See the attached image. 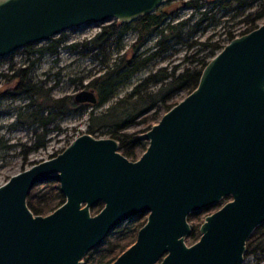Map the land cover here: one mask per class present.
<instances>
[{"label":"water","instance_id":"1","mask_svg":"<svg viewBox=\"0 0 264 264\" xmlns=\"http://www.w3.org/2000/svg\"><path fill=\"white\" fill-rule=\"evenodd\" d=\"M169 0H0V57L87 23L131 21ZM75 102L97 101L93 89ZM136 160L111 137L82 133L0 186V264H84L120 225L147 216L111 264H243L264 223V22L230 39L197 85L139 135ZM55 182L64 202L34 215L27 197ZM207 215L188 246L191 214ZM103 208L94 216L90 209Z\"/></svg>","mask_w":264,"mask_h":264},{"label":"trees","instance_id":"2","mask_svg":"<svg viewBox=\"0 0 264 264\" xmlns=\"http://www.w3.org/2000/svg\"><path fill=\"white\" fill-rule=\"evenodd\" d=\"M207 1L221 3L220 8L225 9L224 13H229L230 18L245 15L240 22L244 21L247 26L239 34L257 27L258 23L256 22L264 17V2L261 0H205V2ZM203 5V0L183 2L184 7L191 8L193 11L187 18L177 21H174L173 18L169 19L176 14L169 12L165 6L158 7L153 13L143 15L130 23H118L113 20L111 23L104 24L100 32L83 43L84 46L90 43L91 49H96L99 54L105 55V59H101L102 74L94 77L89 83L96 93L97 101L93 104L96 107L102 106L114 97L117 86L129 79L132 74L157 59L170 57L168 52L176 51L177 46H184L186 50H189L198 45L197 51L192 55V65H184L178 72L179 65L173 66L170 70L167 66H160L142 78L130 92L118 97L104 111L96 114L91 111L87 133L99 137L101 134L98 131L106 128L103 134L119 141V151L131 160L136 159L138 148L144 146L142 140L138 139V133L148 130L152 124L157 122L161 115L175 104L173 99L180 92L189 93L197 85L200 73L207 61L224 46L220 44L219 39L209 42V40H198V37L193 38L199 30L203 31L208 26L220 21V18L215 17L216 12L203 9ZM252 8L255 9L250 11ZM247 10L248 12L245 14ZM195 15L197 18L192 22ZM230 27H234V24ZM128 31H133L136 34V39L131 44L133 54L129 57L124 52L113 59L110 58L109 53L106 52V45L112 37L119 41ZM231 32V29L226 31L229 39L234 37ZM153 34L158 35L153 46L154 49H146L143 56L134 54ZM207 38L211 40V36ZM60 40L61 38L51 39L46 45L36 48L30 44L25 46L24 50L28 54L38 53L40 55L45 52L55 54ZM186 55L187 53L183 60L188 59ZM12 66L10 65V70L14 69ZM29 73L28 67H18L8 78L9 80L16 79L15 86L18 89L13 94H23L29 100L25 107L29 108L33 105L35 108L28 112L20 111L17 121L20 125L35 126L32 130L33 135L45 138L51 130L49 125L56 122L60 116L73 110H82L85 106L75 102L72 95L52 97L49 94L50 89H43L39 83L32 82ZM35 104L37 105L34 106ZM44 111L46 115H43ZM137 125L136 130L128 131V128ZM43 145L44 142L38 141L35 147ZM63 202L64 197L58 185L39 190L33 188L27 197L29 210L34 215L41 216L53 212ZM263 230L264 223L247 240L248 254L253 255L264 250V245L255 243ZM135 236L134 232L128 247L134 242ZM195 236L196 233L193 230L189 238L195 242ZM105 245L109 248L107 251H103ZM105 245L90 252L85 259V264L86 262L87 264H110L127 249V246L123 248L120 244L114 243L112 237L106 240ZM117 247L120 248V253L112 260L109 259L110 253Z\"/></svg>","mask_w":264,"mask_h":264},{"label":"rangeland","instance_id":"3","mask_svg":"<svg viewBox=\"0 0 264 264\" xmlns=\"http://www.w3.org/2000/svg\"><path fill=\"white\" fill-rule=\"evenodd\" d=\"M187 0H169L161 6H165L169 12H174L176 15L173 18L174 21L187 18L192 13V9L183 6V2ZM264 2V0H261ZM203 9H209L210 12H216L215 17L220 18V21L208 26L203 31L199 30L197 35L198 40L202 41H214L219 39L220 44L225 45L230 39L226 33L229 29L232 30V34L235 36L247 26L245 22H240L244 19L245 15H240L230 18L229 13H224L225 9L220 8V4L216 2H210L203 0ZM160 6V7H161ZM252 8L250 11H253ZM248 12L245 11V14ZM197 18L194 16L193 21ZM113 19L105 23H87L77 27L66 29L60 34L52 37V39L61 38L60 44L55 54L45 52L43 54L31 53L28 54L23 48H20L13 53L0 57V186L7 182V180L14 174L29 168L33 164L48 159L59 153L65 148L68 143L76 136L86 133L89 123L90 112L95 114L104 111L111 103H113L118 97L130 92L132 88L148 73L154 72L158 67L167 66L170 70L173 66L179 65L177 72L184 65H192V55L197 51L198 45L189 50H186L184 46H177L178 49L173 52H168L170 57L166 59H157L151 62L146 67L142 68L138 72L132 74L129 79L119 84L115 90L114 97L110 98L102 106H94L91 103L82 104V110H73L65 115L60 116L56 122L49 125L51 129L46 137H35L32 130L35 126H28L26 124L20 125L17 121L18 113L28 112L35 109L32 106L25 107L29 100L23 94H11L17 92L16 79L9 80V76L14 72L15 68H29V75L32 77V82L39 83L43 89H50V95L52 97H62L66 95H74L76 92L82 89H93L89 86L90 81L102 74L103 64L101 59H105V55L99 54L96 49H91V44L87 43L84 46L83 43L89 41L98 32L101 31L104 24L111 23ZM264 22V17L258 20L256 23L261 24ZM234 24V27H230ZM211 36V40L207 37ZM158 35L153 34L138 51L134 54L145 55L146 49L153 50L154 43ZM136 39V34L133 31L126 32L121 39L114 40L113 37L106 45V52L109 53L110 58H115L117 55H121L126 52V55L130 57L133 54L131 44ZM48 41H41L39 43L32 44L33 48L46 45ZM200 47V46H199ZM187 53V60H183L184 55ZM96 55V56H94ZM198 55V54H197ZM127 56V57H128ZM10 65L14 69L10 70ZM4 74V75H3ZM6 74V75H5ZM16 90V91H15ZM5 91H9L8 97H3L2 94ZM94 91V90H93ZM95 93V91H94ZM96 94V93H95ZM187 92H180L173 101L179 102L186 96ZM13 95V96H12ZM35 104L34 106H36ZM43 115H46L45 111ZM138 128L132 126L128 128V131H134ZM106 128L99 130L101 138L108 137L105 134ZM103 134V135H102ZM44 142L43 146L35 147L38 142ZM146 147L147 141H142ZM139 147L137 150V156L144 151L145 147ZM58 185L55 182H49L37 185L35 189L39 190L47 188L48 186ZM230 199H225L223 202L215 206L210 212L200 215L199 217L189 219V223L193 225L194 232L196 233L195 240L200 237L199 225L203 222L206 215L217 211L224 203ZM100 208V207H99ZM97 208V210H99ZM94 212H92L93 214ZM146 221V216L138 218L136 221L129 224L122 225L119 229L114 231L111 235L114 243L121 246L128 247L131 242V237L134 234L137 227L143 225ZM195 241V242H196ZM185 243L190 246L194 243L189 237L185 239ZM255 243L264 245V230L260 233ZM254 243V244H255ZM103 251H107L109 248L106 245L103 247ZM245 251L243 264H264V250L256 252L251 255ZM120 253V248H116L110 253L109 259L115 258ZM89 255V254H88ZM85 256V259L88 257ZM87 264V262H86Z\"/></svg>","mask_w":264,"mask_h":264},{"label":"flooded vegetation","instance_id":"4","mask_svg":"<svg viewBox=\"0 0 264 264\" xmlns=\"http://www.w3.org/2000/svg\"><path fill=\"white\" fill-rule=\"evenodd\" d=\"M258 25H259V24H258ZM255 28H256V27H255ZM253 29H254V28H253ZM251 30H252V29H251ZM249 31H250V30H249ZM247 32H248V31H247ZM244 33H245V32H244ZM242 34H243V33H242ZM240 35H241V34H240ZM238 36H239V35H238ZM231 39H232V38H231ZM6 94H8V96H9V95H10V92H9V91H5V92L2 94V96H3V97H8V96H6ZM11 94H13V93H11ZM82 104H86V103H82ZM82 104H81V105H82ZM155 123H156V122H155ZM155 123H154V124H155ZM152 125H153V124H152ZM152 125H151V126H152ZM150 128H151V127H150ZM150 128H149V129H150ZM149 129H148V130H149ZM146 131H147V130H146ZM143 132H145V131H143ZM143 132L138 133L137 136H138V139H139V140H142V139L139 138V135L142 134ZM86 133H87V132H86ZM89 134H90V133H89ZM91 135H93V134H91ZM93 136H95V135H93ZM95 137H98V136H95ZM111 138H112V137H111ZM114 139H115V138H114ZM116 140H117V139H116ZM117 141H118V140H117ZM142 141H143V140H142ZM145 141H147V140H145ZM118 142H119V141H118ZM147 145H148V141H147ZM147 145H146V147H147ZM146 147H145V149H146ZM145 149H144V150H145ZM118 150H119V147H118ZM119 152H120V151H119ZM141 154H142V153H141ZM141 154H140V155H141ZM124 156H125V155H124ZM139 157H140V156H139ZM139 157L137 156L136 159H138ZM128 159H129V158H128ZM136 159H133V160H136ZM129 160H131V159H129ZM133 160H132V161H133ZM63 197H64V196H63ZM225 199H228V198H222V199L219 201L218 204H220L221 202H223ZM218 204L214 205L213 207L206 208V209L200 211L199 213L191 214V215L188 217V219H187L188 222H189V219H190V218L195 219V218L199 217V216L202 215V214H205V213H207V212H210V211H211L215 206H217ZM224 204H225V203H224ZM224 204H223V205H224ZM223 205H222V206H223ZM222 206H221V207H222ZM99 207H100V208H99ZM221 207H220V208H221ZM97 208H99V210H97ZM102 208H103V204H101V203H99V204H97L96 206L92 207V208L90 209V214H91V216H94V215H96L97 213H99V211H100ZM220 208H219V209H220ZM92 212H94V213L92 214ZM211 214H212V213H211ZM208 215H209V214H208ZM206 216H207V215H206ZM206 216H205V217H206ZM141 217H143V216H141ZM138 218H140V217H135V218H133V219H131V220H128V221H126L125 223H123L122 225L129 224L130 222L136 221ZM146 218H147V216H146ZM203 221H204V220H203ZM262 224H263V223H262ZM262 224H261V225H262ZM122 225H120V226H119L118 228H116L114 231H116L117 229H119ZM261 225H259V226H261ZM142 226H143V225H140L139 228H138V227L136 228V230H135V234H136V235H137L138 230H139ZM199 226H200V225H199ZM259 226H258V227H259ZM258 227H257V228H258ZM257 228H256V229H257ZM256 229H255V230H256ZM193 230H194V227H193ZM193 230H192V231H193ZM255 230H254V231H255ZM114 231H113V232H114ZM254 231H253V232H254ZM113 232H112V233H113ZM253 232H252V233H253ZM112 233L109 235L108 238H111ZM251 235H252V234H251ZM251 235H250V236H251ZM250 236H249V237H250ZM108 238H107V239H108ZM107 239H106V240H107ZM248 239H249V238H248ZM106 240L104 241V243H103L101 246H99L98 248H96V249H94V250H97V249H99L100 247H103V246L106 244ZM135 240H136V236H135ZM135 240H134V242H135ZM134 242H133L132 244H134ZM194 243H195V242H194ZM246 243H247V242H246ZM132 244H131V245H132ZM131 245H130V246H131ZM130 246H129V247H130ZM129 247H127V249H128ZM127 249H126V250H127ZM92 251H93V250H92ZM92 251H91V252H92ZM124 251H125V250H124ZM124 251H123V252H124ZM123 252H122V253H123ZM89 253H90V252H89ZM89 253H88V254H89ZM122 253H121V254H122ZM88 254H86L85 256H87ZM119 255H120V254H119ZM84 258H85V257H84ZM84 258H83V259H84ZM115 260H116V259H115ZM115 260H114V261H115ZM114 261H113V262H114ZM83 262H84V260H83ZM110 264H111V263H110Z\"/></svg>","mask_w":264,"mask_h":264}]
</instances>
